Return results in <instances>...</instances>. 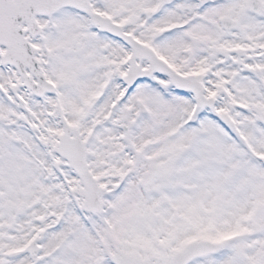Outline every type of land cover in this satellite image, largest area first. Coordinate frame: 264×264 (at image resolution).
Instances as JSON below:
<instances>
[{
  "label": "snow or ice",
  "instance_id": "snow-or-ice-1",
  "mask_svg": "<svg viewBox=\"0 0 264 264\" xmlns=\"http://www.w3.org/2000/svg\"><path fill=\"white\" fill-rule=\"evenodd\" d=\"M0 264H264V0H0Z\"/></svg>",
  "mask_w": 264,
  "mask_h": 264
}]
</instances>
